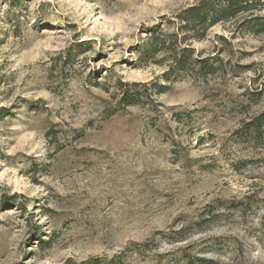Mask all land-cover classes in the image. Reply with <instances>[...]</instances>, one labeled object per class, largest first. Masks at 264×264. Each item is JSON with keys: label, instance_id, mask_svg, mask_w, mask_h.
Instances as JSON below:
<instances>
[{"label": "rangeland", "instance_id": "rangeland-1", "mask_svg": "<svg viewBox=\"0 0 264 264\" xmlns=\"http://www.w3.org/2000/svg\"><path fill=\"white\" fill-rule=\"evenodd\" d=\"M197 1L0 0V264H264V33Z\"/></svg>", "mask_w": 264, "mask_h": 264}, {"label": "trees", "instance_id": "trees-1", "mask_svg": "<svg viewBox=\"0 0 264 264\" xmlns=\"http://www.w3.org/2000/svg\"><path fill=\"white\" fill-rule=\"evenodd\" d=\"M177 19L180 20L179 31L188 33L195 40H202L213 26L232 20L238 21L240 29L260 34L264 33V0H198L194 5L181 10ZM155 31L150 32L144 40L141 56L167 55L171 60V65L165 72V77H168L173 70L186 67L188 60L184 55L193 49L180 46L181 40L177 33ZM197 61L202 65L205 63L204 59ZM3 111L6 109L2 108L0 120L5 116ZM263 123L264 112L256 127L260 129Z\"/></svg>", "mask_w": 264, "mask_h": 264}]
</instances>
